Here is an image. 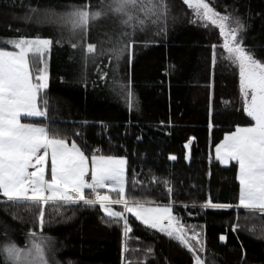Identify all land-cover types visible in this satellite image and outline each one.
I'll return each mask as SVG.
<instances>
[{
    "label": "trees",
    "instance_id": "trees-1",
    "mask_svg": "<svg viewBox=\"0 0 264 264\" xmlns=\"http://www.w3.org/2000/svg\"><path fill=\"white\" fill-rule=\"evenodd\" d=\"M106 2L0 0V50H14L9 42L20 38L52 42L48 88L41 93L46 115L30 122L75 142L89 158H125V196L172 206L188 231L204 235V264H264V211L239 207L238 165L213 156L225 135L254 124L220 30L205 27L183 0H153L156 14L149 12L144 30L122 27L109 15L74 37L51 22L86 4L99 11ZM208 2L244 25L242 46L264 63V0ZM209 201L228 207H204ZM40 212L30 202L0 199V248L42 230L60 248L63 264L194 263L180 242L131 214L125 235L124 222L106 216L99 203L49 201L42 224ZM0 264H6L3 253Z\"/></svg>",
    "mask_w": 264,
    "mask_h": 264
},
{
    "label": "snow or ice",
    "instance_id": "snow-or-ice-1",
    "mask_svg": "<svg viewBox=\"0 0 264 264\" xmlns=\"http://www.w3.org/2000/svg\"><path fill=\"white\" fill-rule=\"evenodd\" d=\"M143 2L151 3L153 0H113V5L116 12L127 15L125 23H128L133 19L128 14L129 9L138 4L143 8ZM183 3L193 10L197 19L206 22L205 27L210 23L219 28L227 58L239 68L244 112L254 124L238 126L233 133L225 136L216 147V159L222 163L235 161L238 164L240 206L264 211V63L246 51L242 39L237 38L244 28L239 21L234 22L235 27H228L230 17L216 12L208 0H183ZM152 14H156L155 9ZM99 16V12L90 14L86 4L68 13L64 19L75 30L86 29L89 19ZM9 43L14 50H0V199L14 206L30 202L40 207L41 224L43 207L49 201H83L90 206L99 203L106 216L124 222L125 235L131 230L125 213H131L147 227L178 239L195 255V249L188 245L183 226L179 221L175 226L173 224L175 218L171 206H147L125 196L124 159L96 153L89 158L75 142L69 144L65 139L50 135L44 127L21 123L22 117L46 115L41 108V92L47 87V76L43 69L35 68L31 58H42L44 50L52 42L20 38ZM88 51L93 52L94 46L90 45ZM86 189L90 190L87 194ZM100 189L117 192L119 198L111 199L108 194H101ZM111 204L123 205V211L114 210ZM204 207L228 206L209 201ZM198 236L194 233L191 237L197 240V244L200 243ZM34 247L39 259L46 264L43 250L38 245ZM0 253H7L13 262L20 259V250L14 245L0 248ZM196 262L200 264L198 256Z\"/></svg>",
    "mask_w": 264,
    "mask_h": 264
},
{
    "label": "rangeland",
    "instance_id": "rangeland-1",
    "mask_svg": "<svg viewBox=\"0 0 264 264\" xmlns=\"http://www.w3.org/2000/svg\"><path fill=\"white\" fill-rule=\"evenodd\" d=\"M151 5H152V2L151 3L143 2V8H141L140 4H138L134 8H130L128 14L132 15L133 19L131 21H129L128 23H125V20H127V15L126 14L119 13V12L115 11V8H114V5H113V0H107V2L104 5L105 8L103 7L104 9H101L99 11L98 10L95 11V12H99L100 16L97 17L96 19H89V23H88L86 29L85 28H78V29L73 30L71 28V25L69 23H66V21L64 19L68 13L64 16L63 19L61 17H59V18L58 17L51 18V22L52 23H56L57 25L60 24L59 26H61V28L67 29V31L71 32L70 34H72L74 37L76 36V34H80V33L81 34L83 33L82 35L84 36L87 33V31L89 30L90 26H92L94 24V22L101 21L103 18L108 17L109 15H111L112 17H115L118 21H122V23L120 24V25H122V27H128V25H135V27H139L141 30H144L147 26H149L148 14H149V12H151L153 10V7H151ZM88 11H89V8H88ZM163 11H165L164 8H162V12ZM95 12H90V14L91 13H95ZM162 18H163V16H162ZM198 20H200V19H198ZM118 21H116V22H118ZM141 21H143V23H141ZM200 21H203V20H200ZM227 26L228 27H235V23L231 19H229V21H227ZM239 34H240V32L238 33V37H237L238 39H240L239 38ZM223 42H224V39L222 37V44H223ZM88 48H89V46H88ZM49 52H50V46L48 47V49L44 50L42 58L39 57V56H35L37 61H38V63H40L41 69H43L45 71V74L47 76V80H46L47 87L44 88L42 90V92L45 89L48 88V83H49V76H50L49 64H48ZM227 55H228V53H227ZM230 61L233 63L232 60H230ZM233 64L239 70L238 66L235 63H233ZM131 96H132V93L130 94V97ZM44 117L45 116H42V117H22L21 123H30V124H33V125H37V124H34V123L30 122V121L33 120V119H39V118H44ZM227 135H229V134H227ZM227 135H225V136H227ZM223 141H224V139L222 140V142ZM216 147H215V149L213 151V156H214L215 159H216ZM190 156H191V148L188 147L187 148V158L190 159ZM105 157H108V156H105ZM114 158L124 159L125 160V158H119V157H114ZM220 163L222 165H224V166H230L232 164H237L235 161H228L226 163H222L220 161ZM238 176H239V167H238ZM86 179H90V177H86ZM100 190H102L104 194H108V195L111 194V191H109L108 189H100ZM86 191H87V189L85 190V193H86ZM125 192H126V165H125ZM92 198L94 199L95 197H92ZM110 198H111V196H110ZM239 201H240V197H239ZM113 206H111V207L114 210L123 211V205L115 204ZM116 206L121 207V209L117 208ZM147 206L166 207V206H170V205H151V204L148 205L147 204ZM239 207L244 208V209L260 210L259 208H245L243 206H240V203H239ZM171 209H172V216L175 218L173 220L174 226L176 225L177 221H179V224L181 226H183V228L185 230V233H186V237L188 238V245H190L192 248L195 249V255H194L193 251L189 250L188 246H186L185 244H182L178 239H176V240L178 242H180L186 249H188L191 252V254H192L193 258H194V263L193 264H197V262H196V257L197 256L200 258V264H204V261H203V253L205 251L204 235L201 232H199V231H196V232L188 231L187 228L184 226V224L179 220L177 215L174 213L172 206H171ZM130 214L131 213H125L127 219H128V215H130ZM165 224H167V221H165ZM40 231H41L40 233H35L34 235L33 234H28L24 238V241L22 243H19L18 241H13V242L8 241L7 243H4L2 248L6 247V246L14 245L17 249L20 250V259L18 261H16V262H13L12 260H10L8 258L7 253H3V256H4L6 264H43V261H41L39 259V257H38L37 249H36V247H34V245H38L43 250V260L46 261V264H63L61 262V259H60V256H59L60 248L57 246V244L55 243L54 239L51 236H49V235L43 234L42 230H40ZM160 232H162V231H160ZM162 233H164V232H162ZM194 233H198L199 234V236H198V239L200 241L199 244H197V240L191 239V237H192V235ZM223 237H224V239L222 241L225 242L226 237L225 236H223ZM201 245H202V250H201Z\"/></svg>",
    "mask_w": 264,
    "mask_h": 264
},
{
    "label": "crops",
    "instance_id": "crops-1",
    "mask_svg": "<svg viewBox=\"0 0 264 264\" xmlns=\"http://www.w3.org/2000/svg\"><path fill=\"white\" fill-rule=\"evenodd\" d=\"M34 126H38V127H44V126H41V125H34ZM45 128V127H44ZM32 169H29V171H31ZM90 190H87L86 191V194L89 192ZM101 194H104L102 190H98ZM111 196V199H115V194H109ZM52 202V201H50ZM57 202H64V201H57ZM115 204H111V206H113ZM114 207V206H113ZM241 208V207H240Z\"/></svg>",
    "mask_w": 264,
    "mask_h": 264
}]
</instances>
